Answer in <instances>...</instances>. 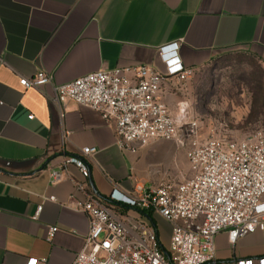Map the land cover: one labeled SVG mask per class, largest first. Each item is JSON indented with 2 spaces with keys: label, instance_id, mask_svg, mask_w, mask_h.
Masks as SVG:
<instances>
[{
  "label": "crops",
  "instance_id": "1",
  "mask_svg": "<svg viewBox=\"0 0 264 264\" xmlns=\"http://www.w3.org/2000/svg\"><path fill=\"white\" fill-rule=\"evenodd\" d=\"M174 42L194 73L229 49H247L264 63V0H0V264H25L31 257L39 264L72 263L88 219L74 208L83 199L73 188L80 172L63 159L82 157L83 147L96 148L83 158L88 183L101 197L113 187L129 192L134 180L154 187L193 175L174 141L123 151L113 123L97 111L72 101L57 106L42 93L50 94V86L24 89L19 79L43 70L62 84L142 64L162 71L159 48ZM169 91L164 85L161 98L176 114ZM50 170H61L59 181L51 182ZM50 226L58 229L48 240ZM246 237L225 254L216 249L217 257L264 253L243 245ZM219 238L227 244L220 232L215 246Z\"/></svg>",
  "mask_w": 264,
  "mask_h": 264
},
{
  "label": "built area",
  "instance_id": "2",
  "mask_svg": "<svg viewBox=\"0 0 264 264\" xmlns=\"http://www.w3.org/2000/svg\"><path fill=\"white\" fill-rule=\"evenodd\" d=\"M178 48V42L159 48L162 71L142 64L95 71L62 84H54L43 70L19 79L24 89L42 92L43 86H50V94L42 93L57 106L72 101L97 111L113 123L115 143L123 151L136 152L156 139L174 141L185 150L193 171L191 177L154 187L134 180L129 192L113 187L101 197L88 183L83 158L96 148L83 147L82 157H65L63 165H75L81 175L73 188L83 199L76 200L74 208L88 219L84 245L71 264H264V253L220 259L215 246L220 232L234 248L240 239L264 228V135L257 132L240 139L203 135L185 107L172 113L161 98L162 87L172 90L194 75V68L181 61ZM49 176L55 183L61 170H50ZM40 211L41 204L35 215ZM155 217L170 227L166 247L152 222ZM57 229L48 228V240ZM39 262L31 257L25 264Z\"/></svg>",
  "mask_w": 264,
  "mask_h": 264
},
{
  "label": "rangeland",
  "instance_id": "3",
  "mask_svg": "<svg viewBox=\"0 0 264 264\" xmlns=\"http://www.w3.org/2000/svg\"><path fill=\"white\" fill-rule=\"evenodd\" d=\"M168 100L175 112L180 102L185 103L187 114L198 120L203 135L232 139L257 132L264 135V63L247 49L223 51L196 69L186 82L174 84ZM156 218L159 240L166 247L170 227ZM253 235L246 237L243 245L264 248V228ZM216 249L225 254L232 247L219 238Z\"/></svg>",
  "mask_w": 264,
  "mask_h": 264
},
{
  "label": "water",
  "instance_id": "4",
  "mask_svg": "<svg viewBox=\"0 0 264 264\" xmlns=\"http://www.w3.org/2000/svg\"><path fill=\"white\" fill-rule=\"evenodd\" d=\"M163 252H164L165 255H167V252L164 249H163Z\"/></svg>",
  "mask_w": 264,
  "mask_h": 264
},
{
  "label": "trees",
  "instance_id": "5",
  "mask_svg": "<svg viewBox=\"0 0 264 264\" xmlns=\"http://www.w3.org/2000/svg\"><path fill=\"white\" fill-rule=\"evenodd\" d=\"M148 216L150 217V215H149V214H148ZM152 222H153V223H155L153 219H152Z\"/></svg>",
  "mask_w": 264,
  "mask_h": 264
}]
</instances>
